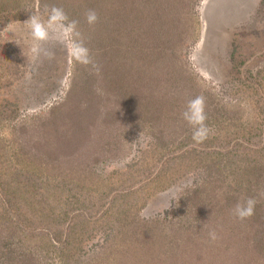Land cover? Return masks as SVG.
I'll return each instance as SVG.
<instances>
[{
    "label": "rangeland",
    "instance_id": "rangeland-1",
    "mask_svg": "<svg viewBox=\"0 0 264 264\" xmlns=\"http://www.w3.org/2000/svg\"><path fill=\"white\" fill-rule=\"evenodd\" d=\"M196 96L199 142L181 115ZM250 163L264 166V0H0V187L22 201L11 221L0 205V264H264L232 213L264 207Z\"/></svg>",
    "mask_w": 264,
    "mask_h": 264
},
{
    "label": "trees",
    "instance_id": "trees-1",
    "mask_svg": "<svg viewBox=\"0 0 264 264\" xmlns=\"http://www.w3.org/2000/svg\"><path fill=\"white\" fill-rule=\"evenodd\" d=\"M42 1H44V0H42ZM58 6L59 5L56 4V7H58ZM63 116L64 115H63L60 107L54 108L52 117H49V119L43 120L41 122L40 128L42 130V134L44 136L46 134L47 135L53 134V136H54L55 131H57V126L59 125V123H63ZM70 122H71V125L73 127H75L78 124L77 120H75V121L71 120ZM70 130H71V128H70ZM75 132L78 133L77 130H75ZM67 137H69V132H67ZM46 138H47V136H46ZM46 138H45V140H46ZM40 142H42V141H39V143ZM250 164H251L250 166L247 165L244 168L245 173L250 172L251 174H254L256 176V174L258 172H259V174H261V172L264 171V166H260V163L254 164V165L252 163H250ZM16 170L18 171V169H16ZM20 175L18 176V178L20 177ZM34 176L35 175H31L28 179V182L32 181V180H36L37 177L31 178ZM14 179H15V181H17L15 177H14ZM18 185H20V184H18ZM36 185H37V183H34V186H36ZM1 187H0L1 192L3 194L2 197L0 196L1 214L4 215L5 220L7 219V221H11L12 220V218L10 216L11 211L13 212V211H16V209L17 210L20 209L22 201L20 200V198L17 195L18 190L14 191V189H12V186L10 184H8V185L3 184ZM24 187H25V189H26V187H28V189L31 188L28 185H26ZM248 187H249V185H248ZM23 192H24V190H23ZM44 201H48V200L44 199L43 201H41V203H45ZM26 203H28L27 199H26ZM245 220H246L245 222L253 228L254 236L256 235V239L254 240L253 245L255 248H257V245L261 244L264 241V207L261 204H256L255 214L251 218H248ZM257 250H259V249H257Z\"/></svg>",
    "mask_w": 264,
    "mask_h": 264
},
{
    "label": "clouds",
    "instance_id": "clouds-1",
    "mask_svg": "<svg viewBox=\"0 0 264 264\" xmlns=\"http://www.w3.org/2000/svg\"><path fill=\"white\" fill-rule=\"evenodd\" d=\"M53 12L65 17L62 9L53 8ZM86 21L89 25H94L98 22V14L95 10H88L85 14ZM31 19H33L31 17ZM76 22H73V27ZM39 35V33H37ZM182 118L194 128L193 139L198 142L207 137L209 129L207 127V114L205 112V99L203 96H196L187 101L185 110L181 113ZM264 195V192L261 193ZM258 201L249 197L244 202H238L232 210L233 215L239 220L243 221L245 219L251 218L255 214V206ZM211 239L215 240L217 237L215 233L210 234Z\"/></svg>",
    "mask_w": 264,
    "mask_h": 264
}]
</instances>
